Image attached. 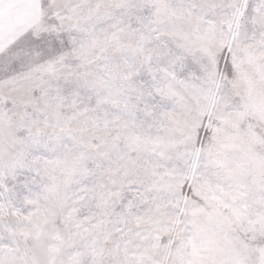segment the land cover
<instances>
[{
	"label": "snow or ice",
	"instance_id": "obj_1",
	"mask_svg": "<svg viewBox=\"0 0 264 264\" xmlns=\"http://www.w3.org/2000/svg\"><path fill=\"white\" fill-rule=\"evenodd\" d=\"M0 264H264V0H0Z\"/></svg>",
	"mask_w": 264,
	"mask_h": 264
}]
</instances>
